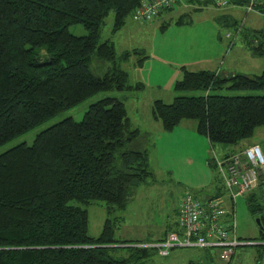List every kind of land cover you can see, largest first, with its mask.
<instances>
[{"label": "trees", "instance_id": "trees-1", "mask_svg": "<svg viewBox=\"0 0 264 264\" xmlns=\"http://www.w3.org/2000/svg\"><path fill=\"white\" fill-rule=\"evenodd\" d=\"M141 1L0 0V146L100 92L129 93L143 87L141 82L131 84L121 67L142 50L118 55L112 42L100 41L111 11L115 33ZM185 3L193 10L215 5L212 0ZM188 12L182 11L175 23H189ZM232 12H223L216 21L239 33L243 24ZM73 24H82L86 34H70L68 27ZM166 25L167 21L161 28ZM244 38L253 55L264 56V20L261 28L244 32ZM147 57H139L135 64L141 66ZM93 58L110 64L103 74L91 70ZM224 89L264 91V68L261 74L249 76L181 66V77L173 85L174 98L170 103L154 100L151 115L167 132L183 120H195L198 133L208 139L211 148H230L219 156L228 155L249 146L242 143L257 127H264V94L216 91ZM210 165L216 172L212 158ZM150 175L145 138L130 125L125 103L117 96L92 103L81 121L67 117L41 130L32 143L22 142L2 152L0 264L143 262L156 250L109 247L126 244L115 238L121 216L107 217L99 235L92 237L88 211L81 205L101 201L111 216L124 209L134 186L147 182ZM216 180L215 191L202 201L224 200L227 191L217 172ZM246 195L248 209L259 218L263 230L257 238L240 240L259 241L264 248V183ZM232 203L234 207L235 201L227 194L226 204ZM121 248L127 249L126 254L115 252Z\"/></svg>", "mask_w": 264, "mask_h": 264}, {"label": "rangeland", "instance_id": "rangeland-1", "mask_svg": "<svg viewBox=\"0 0 264 264\" xmlns=\"http://www.w3.org/2000/svg\"><path fill=\"white\" fill-rule=\"evenodd\" d=\"M229 10H233L232 15L238 21H243V29L239 33L232 26L220 24L216 21L217 16ZM186 11H189V23H175L181 13L176 9L175 11L162 13L152 21L144 23L135 22L129 17L125 25L115 33L111 31L113 12L111 11L105 19L101 29L100 41L109 40L112 42L118 55L134 48L144 50L143 53L132 54L128 60L123 61L121 64V67L129 74V82L134 84L136 81H142L144 87L143 90L129 92L130 95L127 99L123 98L126 113H128L127 117L132 127L138 125L142 129H152L154 121H152L150 115L152 104L150 106L149 99L161 94L164 101L170 103L172 98H170L169 93L174 92L175 78L181 77V66L188 63L187 60L189 59L197 60L196 58L199 56L201 58L210 56L212 57V64H207L205 67L221 69V73L228 71L230 75L240 73L254 76L261 74L264 68V56L253 55L244 38V32H251L252 28H261L264 20L262 16L246 14L242 8H217L213 4L200 10L189 8ZM169 17L171 18L168 19ZM166 21L168 25L162 29L161 25ZM68 31L74 36L86 34L82 24L70 25ZM226 34H229V37H226ZM146 54H148V58L145 59L146 62L141 66H137L135 64L137 59ZM109 65L108 62L93 58L90 68L93 73L101 75ZM200 65H192L190 62L187 67L198 70L203 67L202 64ZM137 78L139 80H134ZM172 78L173 80L170 81ZM216 91L224 94H264V91L235 92L226 89ZM122 94L116 90L100 92L80 102L72 109L56 115L42 125L3 144L0 146V154L19 143H32L41 130L62 119L71 117L76 122L81 121L88 107L104 96L110 95L122 98ZM183 94H190V92ZM191 121L196 124L195 120H187L186 122ZM250 142L258 143L264 154V127H257L252 136L242 144ZM152 145V142H150L148 146L149 153H151V158H148V169L151 175L148 177L147 182L134 186L131 192L132 195L124 209L117 210L110 216L107 213L105 203L101 201H93L87 206L81 205L88 211V234L90 236L96 237L99 235L107 217L119 215L125 217V220L119 223L115 231V238L118 241L126 242V244L116 246L145 247L144 242L148 243L156 239L155 236L173 225L175 211L178 208L180 198L185 192H190L199 200H202L205 195L213 194L215 191L214 185L218 182L216 172L211 165L207 166L203 154L200 153V147L195 144L187 148V151L195 155L187 154L183 146L182 149L173 150V156L168 154L157 157L156 151L158 149H154ZM206 146V154L209 157L211 147L208 143ZM214 148L218 152L221 151L220 145H215ZM189 157L192 158L193 163L187 160ZM205 164L208 167V174L204 171L203 166ZM161 165L167 167L166 169L169 172L160 170ZM223 195L226 202V192H223ZM246 197L247 195H240L235 199L236 236L240 239L257 238L259 229L255 222L256 217L250 213ZM71 203L78 205L75 201H71ZM262 203H264V199H262ZM257 242L259 241L237 247L235 264H264V248L260 247ZM126 250V248H121L115 252L119 251L126 254ZM200 250L201 248L197 247H174L170 249L169 254L166 256H161L156 251L148 261L145 260L144 263L136 264H191V259L198 264L201 262ZM215 255L221 262L217 252ZM231 261L221 263L230 264Z\"/></svg>", "mask_w": 264, "mask_h": 264}, {"label": "built area", "instance_id": "built-area-1", "mask_svg": "<svg viewBox=\"0 0 264 264\" xmlns=\"http://www.w3.org/2000/svg\"><path fill=\"white\" fill-rule=\"evenodd\" d=\"M184 0H142L132 12L131 19L138 23L152 21L166 8L180 9ZM217 8L228 6L244 9L246 14L264 15V0H212ZM243 21H241V24ZM229 37V34H226ZM212 161L232 202L237 196L255 190L264 183V154L258 144H252L228 155H213ZM220 199L199 200L190 192L180 198L177 211L178 232H169L155 242H144L145 247L155 249L161 256L174 247H197L216 250L221 262L228 263L237 247L250 244L240 240L235 232L234 207L226 206ZM140 246V245H137ZM143 247V246H140ZM198 264H207L202 260Z\"/></svg>", "mask_w": 264, "mask_h": 264}, {"label": "crops", "instance_id": "crops-1", "mask_svg": "<svg viewBox=\"0 0 264 264\" xmlns=\"http://www.w3.org/2000/svg\"><path fill=\"white\" fill-rule=\"evenodd\" d=\"M191 7H193V6H191L188 3H185L183 6H179L180 9H178V10H179V12H182V11H184L186 9L191 8ZM139 50H141V49H139ZM142 51H144V50H142ZM146 55L148 56V54H146ZM196 59L197 60L189 59V60H187V62L188 63L191 62L192 65H197V66H201L200 64H202L203 67H200L201 69L218 70L219 72H221V69L219 70V69H212V68L205 67L207 64H210V65L212 64V57L206 56V57L201 58V56H199ZM145 62H146V60L143 61V63H145ZM188 63H185L182 66L187 67ZM187 68L190 69L189 67H187ZM201 69H198V70H201ZM190 70H192V69H190ZM224 73L229 74L228 71H225ZM179 77H176L175 80L178 79ZM134 80H139V78L134 79ZM171 80H173V78L170 79V81ZM140 82H142V81H140ZM143 89H144V87L142 89H140V90H143ZM129 95H130L129 93H125V94L123 93L121 95V97H122V99L123 98L127 99L129 97ZM169 96H170V98L173 99L174 96H175V92H170ZM156 99H160V100L164 101V99H163L161 94L155 95L154 97H151L149 99L150 106L153 103V101L156 100ZM123 101H125V100L123 99ZM126 115L128 116V113H126ZM150 115H151V113H150ZM136 116H137V114H136ZM151 117H152V115H151ZM152 119H153V117H152ZM152 121H154V126H152V129H149V128L142 129L138 125L134 126V128H137L139 130V134L145 138L147 157L148 158H151V153H149V149H148L149 148L148 146H149L150 142H152V144H153L152 146H153L154 149H156V148L158 149L156 151V156L157 157L168 155V154L170 156H173L174 153L172 151L175 150V149H179V148L182 149L183 146H184V150H186L187 154L195 155L194 153H192L190 151H187V148L189 146H194L196 144V146L200 147V153H201V155L203 154V159L205 158L204 160H205L207 166L210 165V161H211V158L213 157V155H221V154L228 153V152L231 151L230 148L221 147V151L218 152V151H216V149L214 147H212L210 149V156L208 157L207 154H206V147H207L206 145H207V143L209 144L208 139L204 135L198 133V131L196 129L195 122H192V121L191 122H186L187 120H183L178 125H176L171 131L167 132V131H164L162 129V126H161L159 121H157L155 119H153ZM246 144L250 145V144H258V143L250 142V143H246ZM197 155H199V154H197ZM206 158H208L207 161H206ZM187 160H189L191 163H193L191 157H189ZM206 164L203 166L205 173L208 172V167L206 166ZM166 168L167 167H165L163 165L160 170L167 171ZM167 172H169V171H167ZM206 196H209V195H206ZM204 198L205 197H203V199ZM177 211H178V208L175 211L176 212L175 213V221H174L173 225H171L168 229L163 230V232L161 234L155 236L156 239H153L150 242H155L157 240L163 239L167 235V233H169V232H178L179 231L178 226H177ZM121 217H122L121 221H124L125 217H123V216H121ZM259 244H260V242H259ZM200 251H201V254H200L201 255V259H200V261L204 260L207 264H222L216 258V255H215L216 250H212L211 251V250H205V249L202 250L201 249ZM213 254L215 255V257H214ZM149 258H147L145 260L148 261ZM145 260L143 262H140V263H144ZM190 262H191V264H197L193 259H191ZM230 264H235V255H234V257H233V259H232Z\"/></svg>", "mask_w": 264, "mask_h": 264}, {"label": "water", "instance_id": "water-1", "mask_svg": "<svg viewBox=\"0 0 264 264\" xmlns=\"http://www.w3.org/2000/svg\"><path fill=\"white\" fill-rule=\"evenodd\" d=\"M255 222H256V224H257V226H258V229H259L260 231H262L263 228H262V225H261L260 220H259L258 217L255 218ZM250 244H254V242H250ZM113 246H116V245H109V247H113Z\"/></svg>", "mask_w": 264, "mask_h": 264}]
</instances>
